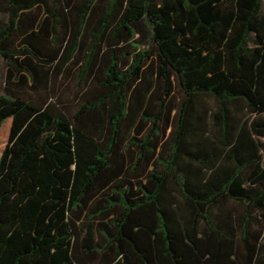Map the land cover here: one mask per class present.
I'll return each mask as SVG.
<instances>
[{"label": "trees", "instance_id": "obj_1", "mask_svg": "<svg viewBox=\"0 0 264 264\" xmlns=\"http://www.w3.org/2000/svg\"><path fill=\"white\" fill-rule=\"evenodd\" d=\"M0 59V264H264V0H0Z\"/></svg>", "mask_w": 264, "mask_h": 264}, {"label": "rangeland", "instance_id": "obj_2", "mask_svg": "<svg viewBox=\"0 0 264 264\" xmlns=\"http://www.w3.org/2000/svg\"><path fill=\"white\" fill-rule=\"evenodd\" d=\"M5 72L6 66L3 60L0 59V94L3 93V88L5 84ZM78 88L77 79H72L68 82L66 86H64V91L66 92V96L70 99L74 97L75 91Z\"/></svg>", "mask_w": 264, "mask_h": 264}]
</instances>
